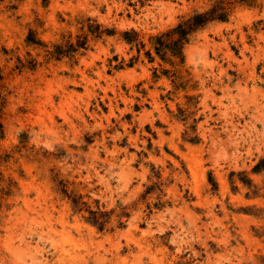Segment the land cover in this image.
<instances>
[{
    "label": "rangeland",
    "instance_id": "rangeland-1",
    "mask_svg": "<svg viewBox=\"0 0 264 264\" xmlns=\"http://www.w3.org/2000/svg\"><path fill=\"white\" fill-rule=\"evenodd\" d=\"M215 1L0 0V264H264V0L145 55Z\"/></svg>",
    "mask_w": 264,
    "mask_h": 264
},
{
    "label": "trees",
    "instance_id": "trees-1",
    "mask_svg": "<svg viewBox=\"0 0 264 264\" xmlns=\"http://www.w3.org/2000/svg\"><path fill=\"white\" fill-rule=\"evenodd\" d=\"M237 2H244V0H237ZM231 4L228 0H217L211 6V8L205 12H195L186 19L180 21L173 28L163 32L161 34L152 36L150 38L151 48L145 51V55L152 60L151 51L155 53L161 60H167L166 57L170 56L173 58H178L180 61L184 60L183 50L184 47L189 43L190 37L197 30L201 29L208 23L212 21H225L228 18V7ZM109 31H107L108 33ZM89 34L100 35L102 32L99 31V26L97 25L94 30L88 27ZM132 35V37H130ZM123 40L136 47L139 54L140 47L144 44L139 42L137 39V34L135 32H125L123 34ZM28 42L34 43L31 39ZM86 36L81 39L77 37V41L72 43L69 39L63 45H56L52 51L48 52L50 57L60 58L65 55L73 56L78 50L86 49ZM133 62L129 63L132 66ZM72 204L75 209H79L80 203L76 199H72ZM88 217L86 221L97 227L98 230L102 231L105 224L107 213L101 211L88 210Z\"/></svg>",
    "mask_w": 264,
    "mask_h": 264
}]
</instances>
